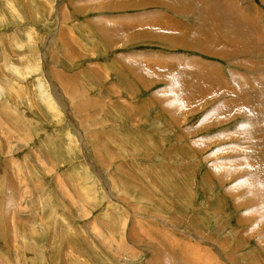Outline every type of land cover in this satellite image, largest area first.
I'll use <instances>...</instances> for the list:
<instances>
[{
	"label": "rangeland",
	"instance_id": "1",
	"mask_svg": "<svg viewBox=\"0 0 264 264\" xmlns=\"http://www.w3.org/2000/svg\"><path fill=\"white\" fill-rule=\"evenodd\" d=\"M251 175L264 0H0V264H264Z\"/></svg>",
	"mask_w": 264,
	"mask_h": 264
},
{
	"label": "crops",
	"instance_id": "2",
	"mask_svg": "<svg viewBox=\"0 0 264 264\" xmlns=\"http://www.w3.org/2000/svg\"><path fill=\"white\" fill-rule=\"evenodd\" d=\"M82 7H84V8H86L87 7V5L84 3L83 4V6ZM92 71V70H91ZM94 71V70H93ZM102 72V74L104 75L105 74V71H101ZM69 79V78H68ZM72 79V78H71ZM255 177V179H256V176H250L249 178L251 179V182H253V178ZM251 190L256 194H259V196H258V198H256L255 200H257V199H260L261 201H262V203L264 202V194H262V193H264V191H262V189H261V182H260V179H256V182L254 183V184H251ZM251 190L249 191V195L250 194H252V192H251ZM251 197V196H250ZM252 198V197H251ZM224 249V248H223ZM232 256V258H235L234 257V255H231ZM233 260V259H232Z\"/></svg>",
	"mask_w": 264,
	"mask_h": 264
},
{
	"label": "bare ground",
	"instance_id": "3",
	"mask_svg": "<svg viewBox=\"0 0 264 264\" xmlns=\"http://www.w3.org/2000/svg\"><path fill=\"white\" fill-rule=\"evenodd\" d=\"M48 100V99H47Z\"/></svg>",
	"mask_w": 264,
	"mask_h": 264
}]
</instances>
